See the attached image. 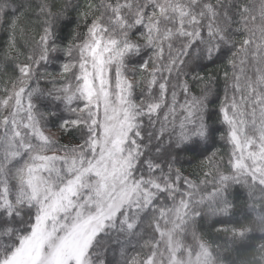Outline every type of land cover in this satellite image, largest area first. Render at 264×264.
<instances>
[{"label": "snow or ice", "instance_id": "6c2138e0", "mask_svg": "<svg viewBox=\"0 0 264 264\" xmlns=\"http://www.w3.org/2000/svg\"><path fill=\"white\" fill-rule=\"evenodd\" d=\"M0 31V264H264V0H0Z\"/></svg>", "mask_w": 264, "mask_h": 264}, {"label": "trees", "instance_id": "16d2710c", "mask_svg": "<svg viewBox=\"0 0 264 264\" xmlns=\"http://www.w3.org/2000/svg\"><path fill=\"white\" fill-rule=\"evenodd\" d=\"M56 2L60 5H74V4H80L81 6H83L86 2V0H56ZM81 10H83V8H81ZM68 14L70 15L71 19L73 21H76L79 19V14L77 11H74L72 9V7H68L67 9ZM73 27H75V24H73ZM38 38V37H37ZM7 40V36L3 31H0V47H3V45L5 44ZM225 65L223 63H217V64H209L207 66V68L205 69L204 72H202L201 74H217V80L219 81L217 87H219L220 89H223V85H224V80H223V70H224ZM218 148L223 149V145L222 144H218L217 145ZM199 161H196L192 164H185L184 165V169H186L185 171V175H189L192 171H194L197 168ZM217 227H219V225H217ZM205 231L209 232L211 235L209 236V239H213L216 240L217 242L223 243L224 238L223 236H218L215 233V230L211 228L210 225H206L205 226ZM257 236L259 235L258 233L256 234ZM130 255L134 254L132 252L129 253Z\"/></svg>", "mask_w": 264, "mask_h": 264}]
</instances>
